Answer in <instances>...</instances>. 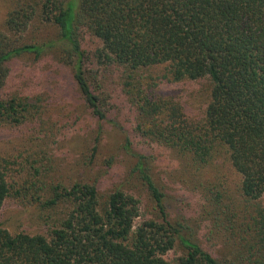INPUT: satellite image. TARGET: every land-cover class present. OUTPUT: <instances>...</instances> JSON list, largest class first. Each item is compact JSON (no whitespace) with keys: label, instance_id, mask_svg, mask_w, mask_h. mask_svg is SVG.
I'll return each instance as SVG.
<instances>
[{"label":"trees","instance_id":"1","mask_svg":"<svg viewBox=\"0 0 264 264\" xmlns=\"http://www.w3.org/2000/svg\"><path fill=\"white\" fill-rule=\"evenodd\" d=\"M36 15L57 27V59L66 60L60 66H71L92 116L124 134L133 162L129 179L103 197L97 180L66 185L36 161L1 154L0 209L9 198H27L54 214L34 234L0 224V264H264V0H41L38 9L11 10L6 26L22 32ZM83 29L100 42L96 63L123 69L129 111L108 107L93 89ZM48 46H13L0 33V127L39 117V95L5 88L7 64L22 54L39 57ZM205 80L208 101L200 111L191 86L162 85ZM146 141L178 156L177 178L155 175L138 148ZM180 182L200 194L191 215L175 203Z\"/></svg>","mask_w":264,"mask_h":264},{"label":"rangeland","instance_id":"2","mask_svg":"<svg viewBox=\"0 0 264 264\" xmlns=\"http://www.w3.org/2000/svg\"><path fill=\"white\" fill-rule=\"evenodd\" d=\"M40 3L41 0H0V33L8 36L11 45L49 43L39 57L22 54L13 57L7 64L10 74L5 88L8 91L39 95L41 100L37 103L39 117L34 121L23 123L20 128L0 127V155L16 156L17 162L21 159H28L32 163L36 161L34 165H40L49 178L66 185L75 180H97L99 193L104 197L118 184L129 179L127 173L133 161L122 148L124 134L108 120L98 121L84 105L71 80V66L66 63L62 67L61 63L66 60L57 59V55H62L63 51L58 29L53 22L36 15L22 32L10 31L6 26L7 15L11 10L27 4L38 9ZM81 37L85 49V66L90 71L89 81L93 89L107 99L108 107L121 110L124 105L125 111L129 102H125L126 97L122 90L125 79L123 69L117 66H99L93 57L94 50L100 45L99 40L86 29L81 31ZM151 72L153 76L159 77L163 69L160 67ZM162 85H186V88L191 86L194 90L189 88V91L195 95L192 97L195 100L192 107L196 111L203 110L207 104L210 87L206 80L178 83L164 81ZM112 111L113 109L110 112ZM93 147H96L94 156ZM138 148L149 156L155 175L165 178L161 181L169 180L173 176L177 178L180 174L183 164L172 150L150 141L141 143ZM219 166L223 173L226 172L224 175L229 181H239L238 175L233 170H228L226 163ZM169 172H172L171 177L167 175ZM179 184L182 189L179 194L175 193L174 198L179 201L175 203L183 213L191 215L194 207L201 205L200 194L196 190L191 192L185 189L189 192L187 193L184 190L187 184ZM172 192L174 194L173 189ZM53 210L45 213L34 199L9 198L0 209V224L11 233L43 232L47 227L46 217L54 214ZM55 211L61 213L60 208ZM172 255L171 252L170 256Z\"/></svg>","mask_w":264,"mask_h":264}]
</instances>
